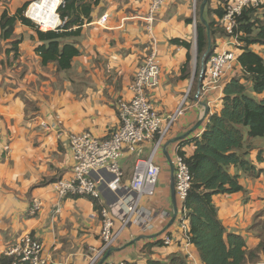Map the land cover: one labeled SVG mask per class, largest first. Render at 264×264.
<instances>
[{
  "label": "crops",
  "instance_id": "crops-1",
  "mask_svg": "<svg viewBox=\"0 0 264 264\" xmlns=\"http://www.w3.org/2000/svg\"><path fill=\"white\" fill-rule=\"evenodd\" d=\"M32 1L0 0V14L4 10L14 14L23 4ZM148 2L99 0L91 12V21L83 25L76 38L79 55L66 71H57L53 63L41 64L35 49L43 42L31 27L21 22L15 25L13 39L22 37L15 60L11 53L7 56L4 52L10 40L0 38V134L11 142L10 154L0 153V255L25 233L43 243L48 264H87L90 248L101 245L98 207L86 197L59 199L53 187L56 180L71 176L67 135L88 131L104 138L118 125L115 102L130 97L133 74L153 43L162 74L157 85L146 94L163 118L176 111L193 81L190 62L182 71L187 50L171 40H187L191 49L194 47V0H165L151 33L146 31L143 18ZM217 2L211 0L209 6L215 8ZM103 16L106 19L100 22ZM190 18L192 21L188 22ZM250 48L261 54L264 44ZM226 49H229L227 37H216L215 50ZM233 49L236 54L240 53L239 48ZM234 72L233 68L229 70L223 82ZM195 93L196 89L192 91V98L184 102L160 147L157 162L161 172L156 191L153 197L143 200V205L152 209L149 227L131 224L124 228L105 253V259L146 264L147 258L164 261L173 254H183L188 264H203L196 247L183 239L177 214L173 219L178 203L176 200L174 204L171 197V160L175 148L199 136L206 124V115L218 111L221 105L222 91L201 96L200 101L194 99ZM201 102L208 109L204 116L205 107ZM200 120L195 131L186 138L176 139ZM182 149L190 153L193 146L185 144ZM261 151L257 148L250 152L251 160L262 172L256 178L241 177L245 192L213 196L226 232L241 234L249 249L259 243L253 218L257 221L264 215V153ZM258 154L260 160H257ZM136 158L126 155L120 160L125 173L123 185L131 178ZM34 198L41 201L42 207L31 215L29 208ZM106 200L103 194L98 200L101 207ZM57 206L59 212L55 211ZM160 211H165L167 216H160ZM162 234L171 236L170 244H158Z\"/></svg>",
  "mask_w": 264,
  "mask_h": 264
},
{
  "label": "trees",
  "instance_id": "trees-1",
  "mask_svg": "<svg viewBox=\"0 0 264 264\" xmlns=\"http://www.w3.org/2000/svg\"><path fill=\"white\" fill-rule=\"evenodd\" d=\"M210 1H207L204 9L211 38L207 59L215 51V38L228 36L221 24L223 0H218L215 8L209 6ZM59 2L60 0L34 2L29 10L32 18L49 24L56 16L55 7ZM98 2L99 0H61L56 9L60 25L56 29L45 31L24 15L29 3L23 4L14 14L4 10L0 14V38L10 40L5 54L8 56L11 53L14 60L18 58V46L22 37L13 39V32L16 23L21 22L31 27L43 42L35 49L42 65L53 63L57 71L70 69L73 58L79 55L76 38L83 25L91 21V12ZM235 20L233 35L239 42L237 48L240 53L233 65V71L236 72L223 84L220 109L208 113L200 135L179 143L177 151L191 178L183 203L188 220V243L196 247L203 264H264V215L253 222L258 227L259 243L249 249L241 234L226 232L213 203V196L216 194L245 192L241 177L256 178L262 172L250 159L249 153L254 148L250 139L264 135V58L250 46L264 44V3L244 6L236 14ZM187 21L192 20L190 18ZM195 24L197 61L194 82L199 72L200 57L208 44L207 29L199 18V10L196 11ZM171 43L187 50L182 68L184 72L191 60V43L180 38L172 39ZM189 98H192V88L186 99ZM185 144L193 146L190 153L182 149ZM260 159L258 154L257 160ZM91 201L98 209L101 208L97 199ZM158 244H163L161 236L158 237ZM12 260L13 257L4 253L0 255L1 264H12ZM146 264L188 262L185 255L173 254L164 261L147 258Z\"/></svg>",
  "mask_w": 264,
  "mask_h": 264
},
{
  "label": "built area",
  "instance_id": "built-area-1",
  "mask_svg": "<svg viewBox=\"0 0 264 264\" xmlns=\"http://www.w3.org/2000/svg\"><path fill=\"white\" fill-rule=\"evenodd\" d=\"M38 1V0H37ZM34 1V2H37ZM147 12L144 21L146 31L152 32L157 14L165 0H148ZM195 1L193 4H195ZM29 9L24 15L42 31L56 29L60 19L55 18L46 24L44 21L32 18ZM264 3V0H223L221 4L224 14L221 24L228 34L229 49L215 50L207 59L205 72L202 77L200 97L212 92L221 93L226 73L233 68L236 61L234 47L239 46L237 37L233 35L236 25L235 16L248 5ZM29 13V14H28ZM195 14V6H194ZM195 16V15H194ZM105 16L99 19L104 22ZM195 20V17H194ZM160 73V63L154 43L147 52L142 63L136 68L129 85L130 97L116 100L115 109L118 116V125L110 130L108 137L98 138L91 132L69 133L67 135L72 158L71 176L60 178L53 183L59 199L63 197H86L90 200L101 199L105 194L106 204L99 209L101 215L100 238L101 245L90 248L87 264H97L105 253L113 246L121 231L131 224L142 225L148 228L151 223L152 209L143 205V200L154 196L156 183L160 173L157 163L159 152L167 133L181 112L188 91L176 111L163 118L155 109L147 96V90L157 85ZM152 143L146 157H137L134 160L132 175L129 182L123 185L124 173L120 160L124 153H135L144 143ZM11 151L10 139L0 134V153L9 155ZM175 148L174 158L171 160L174 175L175 196L178 203L177 221L183 239L188 243V220L186 209L183 206L190 188V174L183 158ZM42 207L41 201L34 198L29 208L31 215L36 214ZM59 212V206L55 209ZM160 216H167L160 211ZM119 222L118 227L115 226ZM163 244H170L172 238L168 234L161 236ZM43 243L29 233L22 234L14 244L3 253L13 257L12 264H48V258L43 254ZM101 264H128L125 260L113 261L105 259Z\"/></svg>",
  "mask_w": 264,
  "mask_h": 264
},
{
  "label": "water",
  "instance_id": "water-1",
  "mask_svg": "<svg viewBox=\"0 0 264 264\" xmlns=\"http://www.w3.org/2000/svg\"><path fill=\"white\" fill-rule=\"evenodd\" d=\"M207 1L208 0H202L201 4L199 6V18H200L202 24H204L206 26L208 44H207L206 50L204 51V53L200 57L199 72H198L197 81H196V93H195V96H194V99L197 100V101H200L199 97H200L202 77H203V74L205 72L207 57H208V54H209L210 49H211V38H210V32H209V25H208L207 21L204 18V9L206 7ZM195 27H196V24H195ZM194 48H195V56L197 58L196 28H195ZM194 70L196 72V64H195V69ZM193 77H194V73H193ZM201 104L205 107V111H204V114H203V116H204L205 114H207L208 109L206 108V105H205L204 102H201ZM200 124H201V120L191 130H189L188 132H186L185 134H183L182 136H180V137H178L176 139L186 138L189 134H191L193 131H195V129H197L200 126ZM171 167H172L171 168V171H172L171 197H172V202L175 204L176 203V196H175V189H174V175H173V166H172V164H171ZM176 214H177V207L175 208L173 219L175 218ZM105 258H106V256H103L97 264H101L105 260Z\"/></svg>",
  "mask_w": 264,
  "mask_h": 264
},
{
  "label": "rangeland",
  "instance_id": "rangeland-1",
  "mask_svg": "<svg viewBox=\"0 0 264 264\" xmlns=\"http://www.w3.org/2000/svg\"><path fill=\"white\" fill-rule=\"evenodd\" d=\"M34 1H37V0H33L32 2H34ZM201 2L202 1H200V0H196L195 1V4H193V11H194V6H195V19H196V11H198L199 10V6H200V4H201ZM28 6H29V4H28ZM27 6V8L29 9V7ZM26 8V10H28ZM198 13V12H197ZM29 14V13H28ZM197 17H198V14H197ZM32 22H34V21H32ZM253 47H255V45H253ZM190 53H191V60H190V65H191V68H192V70H193V73H194V77H195V64H196V56H195V48L193 47L191 50H190ZM261 53V55L264 57V49L260 52ZM188 65H189V63H188ZM161 74H162V69L160 68V73H159V77L161 76ZM165 76H167L168 77V74H167V72H165ZM194 77H193V80H194ZM196 79H197V77L195 78V82L194 81H192V82H190L191 83V88H192V91H194V89H196ZM190 83H189V85H188V87L186 88V91H185V94H186V92L188 91V89H189V86H190ZM194 84V85H193ZM151 89V88H150ZM153 89V88H152ZM151 89V90H152ZM184 96L185 95H183L182 96V98H184ZM182 98H180V100L182 99ZM125 99H127V98H125ZM185 101H186V99H185ZM243 131H244V133H245V135H246V128L244 127L243 128ZM245 139H247L246 137H245ZM250 141H251V143L253 144V150H256L257 148L260 150H262L261 152L262 153H264V135L263 136H260V137H255V138H251L250 139ZM152 146H153V144L152 143H144L142 146H139L138 147V149L136 150V152L135 153H124L123 154V156H126V155H134V157L135 156H137V157H141V158H144V157H146L147 156V154H148V152H149V150H150V148H152ZM255 147H257V148H255ZM160 150V149H159ZM256 152H258V151H256ZM249 157H250V153H249ZM158 158H159V152H157V161H158ZM251 159V158H250ZM158 163V162H157ZM134 165V163H132V166ZM160 167V166H159ZM160 172H161V167H160ZM123 173H124V171H123ZM160 174V173H159ZM124 175H125V173H124ZM124 177V176H123ZM129 181V180H128ZM255 221V218H253V222Z\"/></svg>",
  "mask_w": 264,
  "mask_h": 264
},
{
  "label": "clouds",
  "instance_id": "clouds-1",
  "mask_svg": "<svg viewBox=\"0 0 264 264\" xmlns=\"http://www.w3.org/2000/svg\"><path fill=\"white\" fill-rule=\"evenodd\" d=\"M192 82V81H191ZM189 90H190V88H189ZM189 90H188V92H189Z\"/></svg>",
  "mask_w": 264,
  "mask_h": 264
}]
</instances>
